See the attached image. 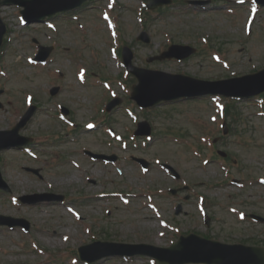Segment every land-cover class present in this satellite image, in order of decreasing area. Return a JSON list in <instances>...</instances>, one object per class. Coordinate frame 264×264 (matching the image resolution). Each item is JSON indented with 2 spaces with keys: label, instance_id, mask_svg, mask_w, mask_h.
<instances>
[{
  "label": "rangeland",
  "instance_id": "1",
  "mask_svg": "<svg viewBox=\"0 0 264 264\" xmlns=\"http://www.w3.org/2000/svg\"><path fill=\"white\" fill-rule=\"evenodd\" d=\"M118 1L121 5L115 9L117 20L120 28L124 31L126 44L134 50L133 62L135 64L159 68L172 73L183 71L185 74L206 79L223 78L233 72L236 75H242L264 65L262 36L264 6L257 14L252 32L247 35L243 24L246 12H242L246 4L237 6L234 5V0H210L205 8L198 9V7L194 8L182 2L175 3L168 10L153 15L148 20L143 29L148 32L151 42L143 44L136 40L141 30V24L137 19L139 0ZM106 3L107 0H94L77 9L75 12L78 14L80 25H77L70 16L67 20L63 15L54 17L52 21L57 26V30L48 29L41 22L21 25L17 17L18 8L16 6L0 7V15L7 25L5 33L7 38L3 42L4 52L0 61V76H3V82L8 81L6 86L9 88L3 96H0V100L5 105V109L0 110V129H8L18 121L19 116L25 111L26 105L21 99L25 91L32 92L38 103L37 110L21 133L31 136V146L39 153L40 158L28 157L18 149L4 150L0 153V157L4 159L1 167L2 175L11 188L9 193L22 195L24 188L27 190L28 187L49 189L46 185L50 183L53 186L52 191L64 195L67 203L73 204L78 210L88 209V212L83 214L84 221L79 223L66 211L65 204L62 205L60 202L45 204L47 205L45 206L46 212L42 214L37 209L38 204L24 205L20 211H17L11 205L8 194L0 193V213L13 214L11 216L21 215L30 222L28 234H24L19 227H14L12 230L0 227V264H22V262L79 264L75 251L70 252L64 261L60 259L62 252L79 246L83 241H88L92 234L97 237L110 235L112 239L119 238L125 241L166 245L170 239L174 238V232L161 227L150 209L143 204L146 197L141 192L147 194L149 191L154 194L155 202L160 205L163 216L177 224L183 232L195 230L198 233L210 234L228 241L241 238L264 241V226L252 224L249 221H238L236 216L228 211V206L235 204L247 212L264 215V184H260L256 180V176L264 174V116L255 114L257 108L252 101L243 100L236 103L238 116L235 121H238V127L235 132L240 131L241 133L239 135L232 134L226 140L227 142L219 147L222 150H230L239 156L240 165L233 167L232 172L237 178H242L247 182L243 187L228 184L218 163L203 164L202 157L196 158L189 152L187 146L189 143H197L200 134L210 133L212 130L209 129L212 127L209 122L213 119V113L208 122L206 115L211 111L207 106V101H186L183 103H176V101L174 105H158L155 111H138L140 115H143L141 119L145 118L149 122L152 128L151 132L154 134L153 139L145 151H134L131 146L130 149L120 152L124 154L138 152L139 155L145 156L151 163V168L144 174L127 160H123L122 175L117 174L110 164L104 165L102 162L94 163L91 167L86 166V172L79 171L70 164V158L82 160L80 154L73 151L81 144H87L90 148L102 152H117L116 149L106 146L108 137L104 133V125L98 126L92 132L81 130V134L76 129L72 135L76 136L77 141L72 142L64 135L65 124L52 116L53 102L57 100L68 108L69 115L76 120V126L89 120L92 116L98 119L95 115L97 106L102 109L100 117L106 114L104 105L107 99L115 94V91L107 85L102 90L101 85L87 86L93 80L92 74H98V77H101L97 70L111 77H116L121 71L115 66L118 64L108 52L111 37H109L107 27L97 16V13L101 11L99 6H105ZM229 5L237 8L235 14L225 11L229 10L227 7ZM165 32L172 36L173 42L195 46H200L201 38L206 37L213 47L221 48V52L230 62V69L216 64L210 54L202 52V50L198 55L182 62L164 60L147 63V56L156 54L161 48H165L167 41ZM114 36L115 41L110 43L113 50L120 46L121 33L114 31ZM33 38H37L43 45L55 41L59 48L66 46L68 52L58 49L53 53L52 60L47 61L45 65L29 64L27 56L33 51L31 42ZM97 55L99 60L95 59ZM78 62L94 68L83 69L78 73V77L84 81L85 85L76 79ZM59 74L62 77L60 81L64 85L58 94L51 96L48 89L52 87V83L61 84L56 79ZM115 87L119 91L118 86L115 85ZM120 87L124 91L125 101L120 95L122 99L120 106L114 108L106 119L115 130L122 132L123 125L129 121V117L122 108L123 102L126 103L129 113H133L136 106L130 102V97L126 99L127 87L122 84ZM263 100L264 97L259 100V104ZM165 111H168L169 115ZM226 120L228 123L234 121L231 116ZM137 121V118H132L129 124L124 126V133L130 138L133 137L132 130ZM79 126L81 127V125ZM232 128H235V125ZM246 129L250 131L249 134L244 133ZM176 131L178 136L183 132V136L189 139L188 144L181 140L175 141L168 138V135H173L170 132ZM165 132H168L165 134L166 138L163 137ZM241 137L249 139L248 145L236 143V140ZM200 143L201 146L206 147V155L213 156L211 145L205 141H200ZM163 146H166L167 149L162 148ZM193 149L198 153L195 146ZM157 151L163 152V155ZM61 156H64V159L60 158ZM155 156L169 161V164L181 175L180 182H188L190 186L195 187V190L193 188L192 190L205 195L207 210L212 214L208 227L203 224L196 210V196L190 189L175 199L168 195L163 196L164 193L156 191V188L165 191L166 187L174 186L176 183L172 182L169 176L154 162ZM86 161H82V165H87ZM23 166L41 167L43 178L40 179L25 171ZM91 169L95 173L91 172ZM87 174L93 176L94 184L85 181ZM131 187L132 191L138 192V195L132 194L128 205H124L116 199H100L91 200L90 204H92L89 206V201L83 198L86 194L100 190L122 188L124 191H129ZM186 193L189 195L187 201L182 200ZM214 198H217L218 202H223L222 206L212 205ZM176 200L182 203L184 211L178 216H175L173 211ZM105 206L112 208L111 215L105 214ZM84 226H90L89 234L84 230ZM68 228L70 234H68L67 242L54 240L48 243L45 240H53L54 236H57L54 231L53 234H49L50 229L59 231L62 229L66 233L65 230ZM161 230L165 231L163 236L158 235ZM29 239H35L40 246L49 250L47 254L50 255L33 252L27 243ZM23 242L25 245L20 246ZM146 259L147 257L140 256L133 259L132 262L130 261L129 264H147ZM123 263L122 258L108 257L94 264Z\"/></svg>",
  "mask_w": 264,
  "mask_h": 264
},
{
  "label": "water",
  "instance_id": "2",
  "mask_svg": "<svg viewBox=\"0 0 264 264\" xmlns=\"http://www.w3.org/2000/svg\"><path fill=\"white\" fill-rule=\"evenodd\" d=\"M83 0H76L72 3H66V4H60L59 6L53 8L48 14H52L58 10H63V9H68V8H72L78 4H80ZM27 13V12H25ZM140 87H147L150 85H154V83H158L157 81H155L154 79H151L147 76H140ZM153 87V86H151ZM169 85L168 86H164V88H156L154 90H152V93L150 92L149 98L143 99L140 98L139 96L136 95L137 100L142 103L143 105H150L153 104L157 101H159L160 99H166V98H173V97H178V96H183V95H188V94H195V93H199L197 90H193L190 88H178L176 90H169ZM151 89V88H150ZM168 89V90H167ZM165 90V91H163ZM264 90V86L257 89V90H253L250 94H256L260 91ZM151 91V90H150ZM219 91V90H218ZM235 94H239V95H243L245 93L243 92H235ZM9 144H7V142L0 140V149L3 147L8 146ZM180 245V244H178ZM254 254L257 258L261 259L264 257V250H254ZM159 259H161L159 257ZM204 261L209 262L210 264H238V263H233V262H218V261H208L207 258L203 259ZM182 261H186L185 258H181L178 260V262H182ZM239 264H251L247 261H242Z\"/></svg>",
  "mask_w": 264,
  "mask_h": 264
},
{
  "label": "bare ground",
  "instance_id": "3",
  "mask_svg": "<svg viewBox=\"0 0 264 264\" xmlns=\"http://www.w3.org/2000/svg\"><path fill=\"white\" fill-rule=\"evenodd\" d=\"M54 234L57 235V236H59V235L62 234V232L61 231H54Z\"/></svg>",
  "mask_w": 264,
  "mask_h": 264
}]
</instances>
